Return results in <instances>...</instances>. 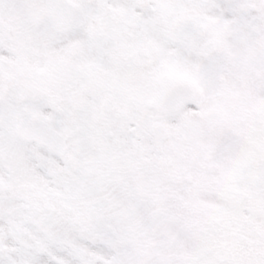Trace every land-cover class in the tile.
I'll list each match as a JSON object with an SVG mask.
<instances>
[{
	"label": "snow or ice",
	"instance_id": "obj_1",
	"mask_svg": "<svg viewBox=\"0 0 264 264\" xmlns=\"http://www.w3.org/2000/svg\"><path fill=\"white\" fill-rule=\"evenodd\" d=\"M0 264H264V0H0Z\"/></svg>",
	"mask_w": 264,
	"mask_h": 264
}]
</instances>
